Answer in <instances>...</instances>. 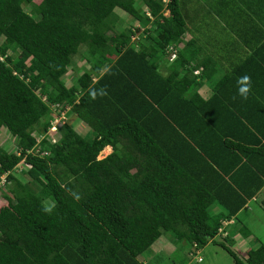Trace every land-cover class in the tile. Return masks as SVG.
I'll list each match as a JSON object with an SVG mask.
<instances>
[{
  "label": "trees",
  "instance_id": "obj_1",
  "mask_svg": "<svg viewBox=\"0 0 264 264\" xmlns=\"http://www.w3.org/2000/svg\"><path fill=\"white\" fill-rule=\"evenodd\" d=\"M188 5L0 0V128L16 143L0 146L9 193L0 195V264H147L139 257L163 231L195 248L215 242L233 264H264V243L241 258L232 230L215 241L264 186V128L224 132L217 122L229 110L213 108L222 93H194L202 77L183 49L161 72L187 30ZM80 46L90 69L67 85ZM18 48L14 60L7 52ZM54 104L69 105L88 133L67 118L55 143L30 152ZM106 145L111 153L98 158Z\"/></svg>",
  "mask_w": 264,
  "mask_h": 264
},
{
  "label": "crops",
  "instance_id": "obj_2",
  "mask_svg": "<svg viewBox=\"0 0 264 264\" xmlns=\"http://www.w3.org/2000/svg\"><path fill=\"white\" fill-rule=\"evenodd\" d=\"M188 2L190 7L189 18L186 21L187 30L182 36V42L177 44L175 54L179 55V51L183 49L184 55L190 61L188 65L195 67L192 72L197 75V80L200 75L202 77L194 93L203 101H208L218 87L222 94H219V100L213 101V108L229 110L225 120L216 121L223 127L224 132L230 130L237 132L241 124L252 128L254 126L264 128V0H188ZM257 46L260 47L257 49L258 52L253 53ZM172 60L169 56V60L162 65L161 72H167V66ZM246 74L251 76L252 89L248 98L243 99L237 94V80ZM231 111L238 114V122H233ZM85 131L88 133V129ZM103 157L98 155V158ZM251 202L256 206L251 207ZM258 206H264V186L247 200L234 217L225 220L229 222L226 226L228 232L233 231L235 248L240 245L239 241L254 238L247 226L238 225V222H241L239 214L246 209L255 213L256 209L260 208ZM218 211L220 209L216 207L213 212ZM242 226L249 230V235H242ZM161 247L162 244H157L154 250H160ZM139 258L148 264V258L142 254Z\"/></svg>",
  "mask_w": 264,
  "mask_h": 264
},
{
  "label": "rangeland",
  "instance_id": "obj_3",
  "mask_svg": "<svg viewBox=\"0 0 264 264\" xmlns=\"http://www.w3.org/2000/svg\"><path fill=\"white\" fill-rule=\"evenodd\" d=\"M35 1L39 2L40 0ZM24 9L29 11L30 7L25 5ZM20 50L19 48L16 51L9 50L8 53H10L14 60H17L21 52ZM83 52H85V46H80L79 51L72 57L67 72L62 77L67 85L75 83V79L79 74L85 71V69H90V65L84 59ZM66 119L76 131L86 135L85 130L87 126L80 122L76 116L71 114L68 116L67 114ZM15 144L14 137L5 128H0V146L10 152L14 150ZM111 150V147L107 148L104 153L99 154V157L107 155ZM20 167H22L21 164H19L17 170ZM17 175L22 177L19 173ZM36 189L38 190L39 188L37 187ZM7 190L6 187L1 188L0 195L2 193L9 194L6 193ZM2 203L3 200L0 197V204ZM255 206L256 204L251 202V207ZM216 207H211L210 209L214 211ZM258 207L260 208L256 209L255 213L246 209L239 214L241 222H238V225L244 224L247 226L254 236L252 239L239 241L238 244L240 245L236 246V248L233 245L241 258H245V252L249 247H255L260 243H264V206ZM243 214L245 215L243 216ZM221 240L223 239L220 236H215V241L220 242ZM157 244H162L160 250H154V246ZM192 245L190 242L175 239L169 231H163L158 240L144 251L142 256L146 259L148 258V264H233V259L228 252L215 242L210 241L201 248H195Z\"/></svg>",
  "mask_w": 264,
  "mask_h": 264
},
{
  "label": "built area",
  "instance_id": "obj_4",
  "mask_svg": "<svg viewBox=\"0 0 264 264\" xmlns=\"http://www.w3.org/2000/svg\"><path fill=\"white\" fill-rule=\"evenodd\" d=\"M164 2H166L167 0H163ZM149 14V13H147ZM168 12H164V15H167ZM136 36H132V39H135ZM168 51H171V56L170 58H174L176 57L175 54V50L172 48V46L168 47L167 49ZM8 53V52H7ZM6 57L5 55H2L0 53V60H4V58ZM60 104H54L52 106V110H53V118L50 121V125L47 129V131L44 134H41L38 136V138L36 139V147L31 148L30 152H34V150L38 149L39 143L41 142L42 139H46L49 143L53 144L56 142L57 140V136H59L60 134V126L62 125V121L66 119V114L68 112V110L70 109L69 105H64L63 108H60ZM42 154L47 153V151H42ZM6 182L5 179V175H3L0 179V186H3L4 183ZM229 222L228 221H223L222 226L218 229V236H220L221 238L225 237L228 233V230L226 228ZM196 244H193V247H195Z\"/></svg>",
  "mask_w": 264,
  "mask_h": 264
},
{
  "label": "clouds",
  "instance_id": "obj_5",
  "mask_svg": "<svg viewBox=\"0 0 264 264\" xmlns=\"http://www.w3.org/2000/svg\"><path fill=\"white\" fill-rule=\"evenodd\" d=\"M174 58H172V59H174ZM237 85H238L237 94L241 98L247 99L248 95H249V93L251 92V89H252L251 76L246 74L244 76L239 77L238 80H237ZM93 98H95V94H93ZM45 211H50V209L45 208Z\"/></svg>",
  "mask_w": 264,
  "mask_h": 264
},
{
  "label": "bare ground",
  "instance_id": "obj_6",
  "mask_svg": "<svg viewBox=\"0 0 264 264\" xmlns=\"http://www.w3.org/2000/svg\"><path fill=\"white\" fill-rule=\"evenodd\" d=\"M106 148H107V147H105V149H103V150L101 151V153H104V152H105V150H106Z\"/></svg>",
  "mask_w": 264,
  "mask_h": 264
}]
</instances>
